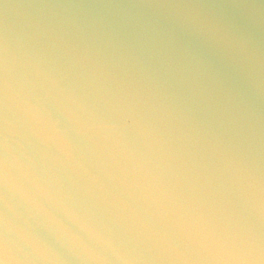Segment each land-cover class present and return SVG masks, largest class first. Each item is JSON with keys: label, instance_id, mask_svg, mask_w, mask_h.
<instances>
[{"label": "water", "instance_id": "95a60500", "mask_svg": "<svg viewBox=\"0 0 264 264\" xmlns=\"http://www.w3.org/2000/svg\"><path fill=\"white\" fill-rule=\"evenodd\" d=\"M0 264H264V0H0Z\"/></svg>", "mask_w": 264, "mask_h": 264}]
</instances>
